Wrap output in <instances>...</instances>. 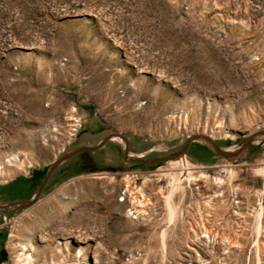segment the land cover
I'll return each instance as SVG.
<instances>
[{
  "label": "rangeland",
  "instance_id": "rangeland-1",
  "mask_svg": "<svg viewBox=\"0 0 264 264\" xmlns=\"http://www.w3.org/2000/svg\"><path fill=\"white\" fill-rule=\"evenodd\" d=\"M79 146L10 206L3 264H264V0H0V207Z\"/></svg>",
  "mask_w": 264,
  "mask_h": 264
},
{
  "label": "flooded vegetation",
  "instance_id": "flooded-vegetation-1",
  "mask_svg": "<svg viewBox=\"0 0 264 264\" xmlns=\"http://www.w3.org/2000/svg\"><path fill=\"white\" fill-rule=\"evenodd\" d=\"M51 174H48L47 171H36L34 175H31L30 179L24 180V181H15L12 186L19 188H24L25 186H29L33 179L35 178H41L42 182L40 185V188L36 192H32L28 194L26 197L23 198H13L7 201L6 205H3L0 207V211L7 212L8 215L3 214L0 212V264H3L5 262H8L12 259V256L9 252V250L6 248V245L4 243V237L7 233V222H10L13 219V216L15 214V211L10 209V206H14L16 210H20L22 207L18 205L19 202H29L28 205L25 206V208H29L32 205H34L39 200V195L41 194V188L45 187L47 184V181ZM4 194V193H3ZM1 205V203H0Z\"/></svg>",
  "mask_w": 264,
  "mask_h": 264
},
{
  "label": "built area",
  "instance_id": "built-area-1",
  "mask_svg": "<svg viewBox=\"0 0 264 264\" xmlns=\"http://www.w3.org/2000/svg\"><path fill=\"white\" fill-rule=\"evenodd\" d=\"M125 178L119 192L124 191V186H132L133 195L136 197V209L139 214V221L145 220L156 209L154 200L149 195V192L139 183L140 177L137 172L128 173Z\"/></svg>",
  "mask_w": 264,
  "mask_h": 264
},
{
  "label": "water",
  "instance_id": "water-1",
  "mask_svg": "<svg viewBox=\"0 0 264 264\" xmlns=\"http://www.w3.org/2000/svg\"><path fill=\"white\" fill-rule=\"evenodd\" d=\"M195 137H199L201 139H204L213 149L215 152L228 157V158H232L235 159L238 156H241L247 149L248 147V142L241 148V149H237V150H221L219 149L215 143L213 142V140L205 135H198V136H194V138H192V140L195 139ZM108 139H112V136H110ZM101 144H99L100 146ZM98 147V146H97ZM92 149V147L89 146H79L77 148H74L72 150H70L69 152H67L61 159H59L58 161H55L48 169V174L50 175V173L52 172V170L59 166L62 165L63 163H65L67 160H69L75 153L77 152H81V151H87ZM184 149L181 151V153H183ZM177 155V154H176ZM175 155H172V157H174ZM159 161H163V159H159ZM29 202H19L18 205L21 207H25L26 205H28Z\"/></svg>",
  "mask_w": 264,
  "mask_h": 264
},
{
  "label": "bare ground",
  "instance_id": "bare-ground-1",
  "mask_svg": "<svg viewBox=\"0 0 264 264\" xmlns=\"http://www.w3.org/2000/svg\"><path fill=\"white\" fill-rule=\"evenodd\" d=\"M199 134H194V135H192V137H194V136H198ZM116 137H118V136H116ZM115 138V136H112V140ZM116 139V138H115ZM122 139V138H121ZM189 158H187V156L186 155H184L183 157H181V158H179L178 160H172V163H174V164H180V165H182L183 166V168L184 169H187L188 171H191V169H192V167L190 166V163H189V160H188ZM259 172L260 173H262L263 175H264V168L263 169H260L259 170ZM170 173H172V172H170ZM107 174L108 173H106V172H101V173H97V177H105V176H107ZM172 176V175H171ZM119 200L121 201V202H126V201H128L129 203H130V205H129V207H128V209H127V212H128V214L133 218V219H137L138 217H139V214H138V212H137V209H136V197L133 195V192H132V190H130L129 189V187H125L124 188V191L123 192H121V194H120V196H119ZM170 207H171V205H170ZM169 207V208H170ZM262 207V206H261ZM170 210H171V216H172V214H173V209H172V207L170 208ZM262 212V211H261ZM31 246H33V247H36V246H34L33 244L31 245ZM81 252V251H80ZM24 259V261H26V262H28V263H31L32 262V259H33V257H32V254L31 253H27V256L25 257V258H23ZM28 263H26V264H28Z\"/></svg>",
  "mask_w": 264,
  "mask_h": 264
}]
</instances>
